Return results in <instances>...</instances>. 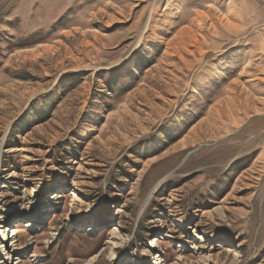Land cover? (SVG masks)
Instances as JSON below:
<instances>
[{
  "label": "rangeland",
  "instance_id": "374dc122",
  "mask_svg": "<svg viewBox=\"0 0 264 264\" xmlns=\"http://www.w3.org/2000/svg\"><path fill=\"white\" fill-rule=\"evenodd\" d=\"M5 253L264 264L262 8L0 0Z\"/></svg>",
  "mask_w": 264,
  "mask_h": 264
},
{
  "label": "bare ground",
  "instance_id": "6f19581e",
  "mask_svg": "<svg viewBox=\"0 0 264 264\" xmlns=\"http://www.w3.org/2000/svg\"><path fill=\"white\" fill-rule=\"evenodd\" d=\"M221 118L222 117L220 115H218V117L216 119L213 118V121L220 120ZM213 121H212V118H210V120H208L207 122L205 121L204 123L209 126L211 124V122H213ZM200 125H202V124H200ZM114 238L119 240L120 239V236L118 234H115L114 235ZM111 245H112L111 246L112 248H111V252H110V257L113 259V258H115V255H116L115 250H114L113 247H116L118 245V243L115 242V241H111ZM5 246L8 247V248H13L12 245L11 246L5 245ZM6 255H7V253L2 254V256H4V259L7 258V260H4L3 261V264H11V262H9V260L12 259V257L10 255L7 257ZM99 257H100V255H96V256L92 257V259L89 260L86 264H97ZM0 259H1V256H0Z\"/></svg>",
  "mask_w": 264,
  "mask_h": 264
},
{
  "label": "built area",
  "instance_id": "2783aa9c",
  "mask_svg": "<svg viewBox=\"0 0 264 264\" xmlns=\"http://www.w3.org/2000/svg\"><path fill=\"white\" fill-rule=\"evenodd\" d=\"M251 1L255 2L264 11V0H251Z\"/></svg>",
  "mask_w": 264,
  "mask_h": 264
}]
</instances>
